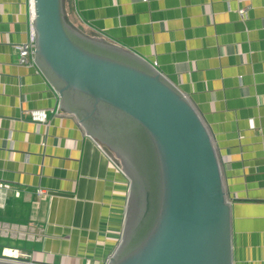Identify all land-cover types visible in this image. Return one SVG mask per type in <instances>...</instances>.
<instances>
[{
    "label": "crops",
    "instance_id": "0c3cea01",
    "mask_svg": "<svg viewBox=\"0 0 264 264\" xmlns=\"http://www.w3.org/2000/svg\"><path fill=\"white\" fill-rule=\"evenodd\" d=\"M64 3L76 29L145 58L188 97L222 169L233 264H264V0ZM30 20L29 0H0V183L8 187L0 237L21 241L1 252L39 264H105L120 238L128 180L59 108L36 65L19 64L15 46ZM34 109L46 124L31 121Z\"/></svg>",
    "mask_w": 264,
    "mask_h": 264
},
{
    "label": "water",
    "instance_id": "95a60500",
    "mask_svg": "<svg viewBox=\"0 0 264 264\" xmlns=\"http://www.w3.org/2000/svg\"><path fill=\"white\" fill-rule=\"evenodd\" d=\"M64 1L33 0L34 64L128 180L105 264H233L231 203L202 116L148 60L76 29Z\"/></svg>",
    "mask_w": 264,
    "mask_h": 264
},
{
    "label": "built area",
    "instance_id": "2783aa9c",
    "mask_svg": "<svg viewBox=\"0 0 264 264\" xmlns=\"http://www.w3.org/2000/svg\"><path fill=\"white\" fill-rule=\"evenodd\" d=\"M29 7L31 11V20H30L31 24H30V31H29L28 37L26 41H24L23 43L17 44L15 46L18 52V62L19 64H22V65H28V64L34 63V36H33V31H32V20L34 16L33 0H29ZM238 13L241 17H244L246 14V9L241 8L238 10ZM30 119L31 121H33L34 123L38 125L46 124V121H47V117H46L44 110H38V109L31 110ZM109 158H110V161L117 167V169L120 172H122L120 166L114 161V159L111 157ZM7 188L8 187L6 184L0 183V191H7ZM37 193L43 194L44 192L42 190H38ZM4 257L8 259H13L19 262L31 263L27 260H22L21 258H18V256H13L9 254Z\"/></svg>",
    "mask_w": 264,
    "mask_h": 264
},
{
    "label": "rangeland",
    "instance_id": "374dc122",
    "mask_svg": "<svg viewBox=\"0 0 264 264\" xmlns=\"http://www.w3.org/2000/svg\"><path fill=\"white\" fill-rule=\"evenodd\" d=\"M65 10H66V13H67V10H68V7H67V4H65ZM68 12H69V10H68ZM67 18H68V21H69V15H67ZM70 22V21H69ZM71 23V22H70ZM106 151V150H105ZM108 153V152H107ZM109 154V153H108ZM110 155V154H109ZM111 157H112V155H110ZM113 158V157H112ZM114 159V158H113ZM115 161V160H114ZM116 163H117V161H115ZM19 242H21V241H19V240H17V239H14V240H11L10 239V237H4V238H2V237H0V256H6V254H3L2 252H1V246L2 245H4V246H6V245H8V244H14V245H16L17 243H19ZM8 255V254H7Z\"/></svg>",
    "mask_w": 264,
    "mask_h": 264
},
{
    "label": "bare ground",
    "instance_id": "6f19581e",
    "mask_svg": "<svg viewBox=\"0 0 264 264\" xmlns=\"http://www.w3.org/2000/svg\"><path fill=\"white\" fill-rule=\"evenodd\" d=\"M9 251V250H8ZM11 253V252H10ZM9 255H11V254H9Z\"/></svg>",
    "mask_w": 264,
    "mask_h": 264
}]
</instances>
